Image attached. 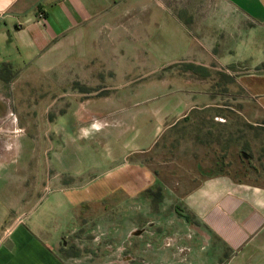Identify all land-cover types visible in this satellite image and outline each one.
I'll return each instance as SVG.
<instances>
[{
  "label": "crops",
  "instance_id": "1",
  "mask_svg": "<svg viewBox=\"0 0 264 264\" xmlns=\"http://www.w3.org/2000/svg\"><path fill=\"white\" fill-rule=\"evenodd\" d=\"M135 1L142 4L139 10L124 11ZM145 2L0 0V65L43 66L93 20L106 26L93 44L103 57L113 40L130 48L133 65L144 71L188 62L225 68L247 94L246 119L264 120V0H169L170 10L154 0L152 12ZM179 2L185 3L182 11ZM125 15L136 21L123 23ZM175 76L155 77L161 91L149 97L141 87L94 94L93 118L101 119L102 127L93 126V134L97 146L108 149L103 161L112 165L99 171L96 157L91 178L53 172L44 145L36 156L20 157L26 135L17 136L12 122L0 127V151H7L0 154V264H78L59 251V241L71 231L65 229L69 223L80 226L82 219L111 228L121 221L123 237L136 231L137 245L125 264L134 258L151 264H264L263 157L247 155L246 147L234 151L220 146L221 140L187 135L162 158L163 133L211 97L196 91L182 73ZM254 142L264 147V140ZM55 160L60 165L63 159L58 154ZM158 192L162 198L155 201ZM37 199L45 201L43 208L29 217L26 207ZM50 215L60 222L56 237L48 229Z\"/></svg>",
  "mask_w": 264,
  "mask_h": 264
},
{
  "label": "rangeland",
  "instance_id": "2",
  "mask_svg": "<svg viewBox=\"0 0 264 264\" xmlns=\"http://www.w3.org/2000/svg\"><path fill=\"white\" fill-rule=\"evenodd\" d=\"M153 1L146 0V10L154 11L153 5L156 3ZM162 1L170 10L169 0ZM139 5L142 4L135 1V4L130 3L124 11H137ZM178 6L182 11L185 3L179 2ZM132 16L125 15L121 21L123 23L136 21ZM102 28L106 26L102 24L100 27V22L98 24H93V20L87 22L51 54L45 65H29L21 69L14 67L1 74L4 78L2 77L0 81V99L6 105V113L2 118L8 123L18 125L17 136L23 138L21 136L25 134L32 138L28 139L25 136L24 144L19 145L20 157L36 156L44 145L47 148L46 153L43 154H47L52 161H55H53V172H64L66 176L74 175L76 172L91 178L95 171L96 157L100 161L99 171L109 169L112 161L106 162L102 159L108 149L97 146L95 141L97 136L93 134V126L97 130L102 127L101 119L93 118L96 97L94 94L107 92L117 95V92H136L141 87L144 88L145 96L149 97L156 91H161L152 81L155 77L172 79L179 72L185 76V79L191 81L196 91L209 92L211 97L208 99V104H197L187 117L163 133L158 141V148L166 153V155L163 153L162 158H169L173 154L170 151H175L179 140L188 135V137L221 140L220 146L225 144L228 149L230 146L234 151L246 147L244 149L249 150L247 155L264 159L262 153L264 147L254 142L255 139L264 140V120H258L255 124L246 119L242 108L245 106L247 94L244 88L239 87L237 81L228 75L229 70L188 62L182 63V67L168 66L156 71L151 69L152 72L146 68L144 71L133 65L135 61L130 57L132 53L130 48H122L111 39L112 48L108 57H103L100 50H93V44L102 37L97 35ZM148 32L146 31V34ZM189 64L197 67L188 68ZM199 67H206L209 71L198 69ZM236 70L244 71L245 68L239 67ZM144 72L149 74L141 78ZM121 76L127 79L124 80ZM138 76L139 80L130 81ZM204 107L214 109L211 112L217 114L200 109ZM4 127L7 126L1 125V128ZM210 144L212 145L213 142ZM1 150L0 154L7 152L4 148ZM58 154L63 159L60 165L55 160ZM1 172L0 170V174ZM44 203L45 201L38 202L37 199L27 205L26 209H31L28 216H34L42 210ZM32 207H36L35 210H32L34 209ZM119 222L120 224L114 228L96 225L94 221L89 222L85 219L79 222L80 226L71 222L65 228L66 231L68 229L71 231L59 241V251L66 256H72L78 264L92 262L103 264L106 261L125 264V257L137 245L135 241L137 233L134 231L129 237H123L124 224ZM58 223L60 224L57 218L49 216L48 229L54 236L60 229ZM112 231H114L113 235L110 233ZM167 241L174 242L175 239L171 237Z\"/></svg>",
  "mask_w": 264,
  "mask_h": 264
},
{
  "label": "flooded vegetation",
  "instance_id": "3",
  "mask_svg": "<svg viewBox=\"0 0 264 264\" xmlns=\"http://www.w3.org/2000/svg\"><path fill=\"white\" fill-rule=\"evenodd\" d=\"M5 70H8V71H10L11 70V67H6V69H4V71ZM4 71H1L0 72V81H2V75L1 74H3V72ZM4 78V77H3ZM2 103H3V106L4 107H1L0 106V109L2 110V112L0 113V127H1V125H3V126H7L8 125V121H6L5 119H3L2 117H3V115H4V113H6V105L4 104V102L2 101ZM5 108V109H4ZM2 129V128H1ZM26 137H28V139H32L29 135H27Z\"/></svg>",
  "mask_w": 264,
  "mask_h": 264
},
{
  "label": "trees",
  "instance_id": "4",
  "mask_svg": "<svg viewBox=\"0 0 264 264\" xmlns=\"http://www.w3.org/2000/svg\"><path fill=\"white\" fill-rule=\"evenodd\" d=\"M264 65V64H263ZM6 67H10L9 66V64H7V63H2L1 65H0V72L1 71H4V69H6ZM191 67H197V66H195L194 64H189L188 65V68H191ZM198 69H201V70H204V71H209L206 67H199ZM229 75V74H228ZM230 76V75H229ZM231 77V76H230ZM162 198V195H161V193L160 192H158V195L155 197V201H159L160 199Z\"/></svg>",
  "mask_w": 264,
  "mask_h": 264
},
{
  "label": "water",
  "instance_id": "5",
  "mask_svg": "<svg viewBox=\"0 0 264 264\" xmlns=\"http://www.w3.org/2000/svg\"><path fill=\"white\" fill-rule=\"evenodd\" d=\"M130 258L131 257L128 256V259ZM130 264H151V263L145 262L143 259H140V258H134L130 260Z\"/></svg>",
  "mask_w": 264,
  "mask_h": 264
},
{
  "label": "built area",
  "instance_id": "6",
  "mask_svg": "<svg viewBox=\"0 0 264 264\" xmlns=\"http://www.w3.org/2000/svg\"><path fill=\"white\" fill-rule=\"evenodd\" d=\"M169 242V241H168Z\"/></svg>",
  "mask_w": 264,
  "mask_h": 264
}]
</instances>
